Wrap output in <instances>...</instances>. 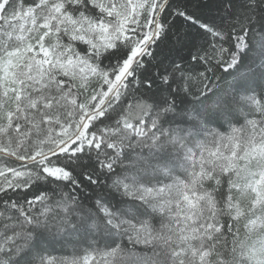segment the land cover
Wrapping results in <instances>:
<instances>
[{
	"label": "snow or ice",
	"instance_id": "6c2138e0",
	"mask_svg": "<svg viewBox=\"0 0 264 264\" xmlns=\"http://www.w3.org/2000/svg\"><path fill=\"white\" fill-rule=\"evenodd\" d=\"M0 264H264V0H0Z\"/></svg>",
	"mask_w": 264,
	"mask_h": 264
},
{
	"label": "trees",
	"instance_id": "16d2710c",
	"mask_svg": "<svg viewBox=\"0 0 264 264\" xmlns=\"http://www.w3.org/2000/svg\"><path fill=\"white\" fill-rule=\"evenodd\" d=\"M65 255H67V253H65Z\"/></svg>",
	"mask_w": 264,
	"mask_h": 264
}]
</instances>
